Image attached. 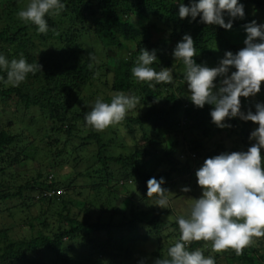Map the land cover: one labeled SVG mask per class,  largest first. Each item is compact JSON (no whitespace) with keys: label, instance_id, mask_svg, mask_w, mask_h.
<instances>
[{"label":"trees","instance_id":"trees-1","mask_svg":"<svg viewBox=\"0 0 264 264\" xmlns=\"http://www.w3.org/2000/svg\"><path fill=\"white\" fill-rule=\"evenodd\" d=\"M242 2L264 10V0ZM28 3L29 0H0L3 5L0 18H4L0 28V53L9 60L22 56L29 63H38L40 70L28 74L18 87L0 82V107H14L17 113H27L28 125L23 119L19 124L28 133H31L29 127L45 123L42 141L48 156L44 165L57 167L64 162L60 158L65 156L72 170L55 176L50 169H39L30 177H22L12 166H17L20 158L29 156L25 154L27 146L16 150L21 135L0 125V206L5 207L2 211H7L12 219L14 214H24L21 221L27 226L26 233L17 239L9 237V229L0 230V264H142L139 247L149 243L156 246L151 252L155 261L166 258L168 248L179 240L177 216L171 222L163 218L162 212L152 216V212L141 207V202L149 199L147 181L153 177L163 178L162 187L168 191L173 177H196L197 168L193 164L202 165L199 158L247 151L255 143L249 139L255 123L237 117L224 121L230 127L219 128L210 116L214 106H194L186 90L175 85V79L168 84L153 82L150 87L147 83L135 82L131 68L142 48L155 50L157 61L151 66L156 71L170 64L164 55L165 47L151 40L152 31L160 29L153 17L179 27L167 40L176 38L180 42L185 34L192 37L197 52L193 59L200 65L214 55L213 40H219L221 48L227 45L222 35L224 28L200 23L199 17L196 21L190 17L180 19L175 0H63L64 9L58 15L46 17L49 30L40 34L35 25L13 20V15ZM184 3L187 5L189 0ZM224 16L227 23L229 17L226 13ZM92 39L104 52L110 48L129 50V43L135 44L136 49L129 57L118 59L127 66L119 84L112 87L113 94L122 92L132 96V92H136L147 107L142 114H127L120 122L127 123L129 128L135 124L142 131L144 143L135 142L129 153H116L115 148L119 146L125 150L131 148L124 144L113 126L102 132L85 127L83 117L91 106L87 101L81 103L80 93L86 86L90 87L100 73L107 76L119 66H115V61L113 67L111 63H97L96 51L84 48L86 41ZM231 49L235 54L236 47ZM107 57L112 58L109 54ZM178 64L183 66L181 61ZM104 82L107 84L106 80ZM112 95H105L103 100L110 102ZM240 101L241 111L255 113L252 100L241 97ZM11 125L12 122L8 123L9 127ZM185 129L192 135L189 138L183 135L188 142L184 149L177 134ZM224 129L228 135L241 137V141L229 148L222 141L209 147L213 135ZM32 138L30 144L35 140L34 136ZM161 142L164 148L156 154V146ZM37 148L38 145L30 159H34ZM183 153L185 158H178ZM81 164L85 167L78 170ZM77 178H87L89 183L77 185ZM131 186L141 201H137V193L130 195ZM57 189H62L63 193L57 195ZM121 191L129 195L123 211L114 205ZM79 199L83 201L81 207L76 205ZM7 202L13 205L8 206ZM97 208L100 212L106 208L112 211L107 218L99 213L93 221L91 211ZM120 213V218H115ZM170 226L173 230L162 234V230ZM72 242L84 244L88 250L84 260H72L65 254L66 250L76 248ZM204 242H191L189 250L199 249ZM260 248L262 252L258 256V249L250 244L239 255L229 248L226 250H232V255L227 257L237 264H264V241L260 242ZM202 253L210 256L207 251ZM214 261L216 264L215 258Z\"/></svg>","mask_w":264,"mask_h":264},{"label":"clouds","instance_id":"clouds-1","mask_svg":"<svg viewBox=\"0 0 264 264\" xmlns=\"http://www.w3.org/2000/svg\"><path fill=\"white\" fill-rule=\"evenodd\" d=\"M178 17H190L207 25H218L226 30L232 28L233 20L243 19L244 6L239 0H175ZM65 4L63 0H29L26 8L18 11L19 19L36 26L37 32L49 30L46 17L59 14ZM229 17L225 22L224 14ZM246 39L241 50L225 53L219 66L208 67L195 62L197 55L192 37L185 34L173 50L175 61L184 66V81L187 83L189 99L194 106H214L210 111L212 122L224 128V121L239 118L258 125L249 136L255 141L247 151L221 153L205 159L196 170L197 185L201 196L192 200L186 212L176 217L179 240L167 250L166 258H158L155 264H215L212 256L205 257L199 250H189L193 241H211L213 252L235 250L239 255L252 239L264 237V103L255 104V113L241 111L240 98L255 96L264 82V24L255 21L245 25ZM157 61L155 50L142 48L131 68V77L137 83L168 84L173 81L169 68L156 71L151 65ZM230 68L235 71L228 75ZM40 70V65L27 62L21 56L9 60L0 53V82L18 87L28 74ZM224 77L216 88L214 81ZM214 88L216 89L214 91ZM138 101L122 92L111 96L110 102L97 98L83 117L85 127L96 132L118 124L133 110ZM163 178L147 181V197L160 209H169V193L162 187ZM190 191L188 187L182 189ZM63 193V192H62Z\"/></svg>","mask_w":264,"mask_h":264},{"label":"rangeland","instance_id":"rangeland-1","mask_svg":"<svg viewBox=\"0 0 264 264\" xmlns=\"http://www.w3.org/2000/svg\"><path fill=\"white\" fill-rule=\"evenodd\" d=\"M26 2V0H24ZM241 4H243L242 0H239ZM5 5V4H4ZM244 6V13L245 16L243 19H235L232 22V28L230 30H223V39L226 41L227 45H223L222 48L219 44V40H213L211 43V48L214 51V55L211 56L210 58L206 59L203 64L208 66V67H217L219 66L220 60L224 57L225 53L228 51H231V47L235 46L236 47V52L241 50L244 45V40L246 39V31H245V25L248 23H251L255 21L257 24H264V10L263 9H257L252 3H248ZM3 5L0 4V13L2 11ZM21 9H24L23 5ZM20 9V10H21ZM19 17L16 14L13 15V20L18 21ZM154 20H156L157 25L159 26V30H153L152 31V42H157L162 48L165 47L163 50L165 57L170 61V64L166 67L171 69V72L173 74V77L175 76V85H181L184 90H186L187 95L189 96L188 90H187V83L184 81V66L179 65V61H175L173 57V50L176 46V44L179 42L178 39L173 38L171 40H167L169 37L170 33L177 29L179 30V27L176 26V24L170 22V23H165L162 22V20L159 17H153ZM224 19L226 17L224 16ZM4 18H0V28L4 25ZM166 40V41H165ZM37 42V41H35ZM87 43L84 44V48L87 50H93L96 51V62H106L107 64L111 63V66L113 67L114 61H115V66L119 64L117 69L113 68V71L111 70L110 73L107 76H104L102 73L99 74L98 78H96L93 81V84L88 87L86 86L82 92L80 93L81 98L79 99L81 103L84 101H87L89 106H92L97 98H104L105 95H112L113 91L112 87L114 85H118L123 73H125L126 70V63H122L121 61L118 62L119 58H124L125 56H128L135 51V44L134 43H129V50H118L117 48H110L106 50V52L102 51L100 45L95 41V40H90L86 41ZM166 42L167 47L164 45ZM42 49V47H41ZM234 53L233 51H231ZM130 53V54H129ZM112 56V58L107 57V55ZM126 59V58H124ZM165 62V61H164ZM163 62V63H164ZM235 71L234 68H230V71L228 75H231V72ZM103 72V71H102ZM224 79V77L218 76L216 80L214 81V84L216 85V88L220 86L221 80ZM107 81V84H105L104 81ZM216 89L214 88V91ZM132 96L135 97L138 101L136 107L129 111L127 114L130 115H139L142 114L144 111H146L147 107L146 104L141 103L140 100L138 99V94L136 92H132ZM129 95V93H127ZM131 96V95H130ZM250 100H252V108H255V104L260 102L264 103V82L261 84V91L256 94L255 96H250L248 97ZM164 102V101H163ZM164 104V103H161ZM160 103L156 104V107H159ZM33 114H36L38 116V113L33 111ZM26 115V117L23 118V116ZM29 116L27 113L22 114V113H17L14 111V107H0V125L7 129L10 130L13 134H19L21 135V138L18 141V144L16 145L15 149L20 150L22 146H27V150L25 151V154L29 155L27 158H20L21 161L17 166H12V169L16 172H20L22 174V177H30L31 175H34L39 169L42 170H48L50 169L55 176L57 175H62L69 173L72 170V164L66 163V157L62 156L60 158L62 164L57 167L53 165H44V163L47 161L45 160V157L48 156V152L45 150V145L43 144L42 141V134L44 133V125L42 123H36V125H33L32 127H29L31 129V133H28V131L23 128L21 124H19L20 120L23 119L24 123H28ZM12 122V125L9 127L8 123ZM127 124V123H126ZM125 123H119L112 125L113 128H116L118 130L119 136L122 138L124 144L129 148L130 150L126 148L122 149L120 146L118 148H115L116 153H119L120 151L123 153H129L132 151L133 146L135 145V142H139V144L144 143V139L142 138V131L139 130V126L133 125L132 128H129ZM28 125V124H27ZM258 125L254 124L251 126L250 133L257 128ZM89 129H85L87 132ZM194 133V132H193ZM191 137V132L189 130H183L180 131L179 134H177V137L179 141L181 142L182 148H186L188 146L187 139ZM34 136V142L33 144L31 143V140L33 139L32 137ZM241 137L237 136L236 134H227V131L224 129L220 134H214L211 140L208 143V146L213 148L212 145L216 141H222L224 142L226 147H233L236 143H239L241 141ZM41 140V141H40ZM38 145V150L34 153V159H30L32 157V151H34V147ZM164 148L163 142L157 144L156 146V154L158 151ZM182 150V149H181ZM15 154V152H13ZM178 158L184 159L185 154H180L178 155ZM72 159L69 160V162ZM205 158L201 157L199 158V162L203 163ZM91 165V164H90ZM195 168H199L201 165H197L195 162L194 164ZM85 167L84 164L79 165L78 170H82ZM51 176V175H50ZM171 182V186H169L167 195L170 200V207L169 209H160L158 206L153 205L154 200L153 199H148L147 201H142L141 202V207L144 208L145 210H149L152 212V216L155 215L158 211L162 212V216L165 220H169L172 222L174 220L175 216H178L184 212L187 211L190 203L192 200L197 199L201 196V188L197 185V178H191L184 176L182 178L180 177H173ZM77 185L79 184H88L89 180L87 178H77L75 181ZM129 183V181H128ZM173 184V185H172ZM131 185V184H129ZM184 187L191 188L190 191L184 192L182 189ZM131 189L133 191L131 192V196L135 195L137 192L134 190V188L131 186ZM177 195V196H176ZM128 197L129 195L126 192L121 191L120 196L117 198L116 201H114V205H117L122 211L125 210V207L128 202ZM137 201H141L138 193L136 196ZM82 199H79L76 205L78 207L82 206ZM8 206L13 205V203L7 202ZM2 209H5L3 205L0 206V230L3 229H9V237L12 239H17L20 236H23L24 233H26L27 226L21 221V217H24L25 215L22 213H17L14 214V218L12 219L11 216L8 215L7 211H2ZM103 212H100V210L97 208V210H92L91 215L93 221L96 220L98 217L99 213H102L103 218H107L110 215V212L112 211L111 209H102ZM25 211V210H24ZM36 211V208H35ZM122 213L118 214L115 216V218L119 219ZM80 219L82 218V214L80 213ZM173 230V227H166L162 230V234L167 235ZM171 240L170 238L168 241ZM264 241V237H259V238H253L250 245L254 246V248L258 249L257 256L262 252V249L260 248V242ZM211 241H206L204 244L199 248L201 252H208L210 256L214 257L216 260V264H237L238 262L231 261L228 259L227 256L232 255V250H226L222 251L219 253L213 252L211 249ZM72 246L76 247L73 250H66L65 254L68 256H71L72 260H77V261H82L84 260V255L88 254V250L84 247L83 243H76L72 242ZM140 252L138 256L141 257L142 264H154L155 260L151 255V252L156 249L155 244H146V245H140ZM235 251V250H234ZM205 255V254H204ZM48 258H52L50 255ZM205 257H208L205 255Z\"/></svg>","mask_w":264,"mask_h":264},{"label":"built area","instance_id":"built-area-1","mask_svg":"<svg viewBox=\"0 0 264 264\" xmlns=\"http://www.w3.org/2000/svg\"><path fill=\"white\" fill-rule=\"evenodd\" d=\"M52 193H53V191H52ZM55 193H56L57 195L62 194V189H57V190L55 191Z\"/></svg>","mask_w":264,"mask_h":264}]
</instances>
